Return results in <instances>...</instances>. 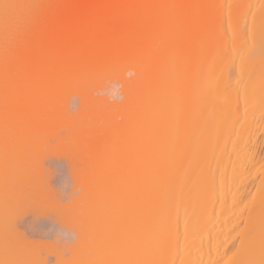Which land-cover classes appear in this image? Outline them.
<instances>
[{"label":"bare ground","instance_id":"1","mask_svg":"<svg viewBox=\"0 0 264 264\" xmlns=\"http://www.w3.org/2000/svg\"><path fill=\"white\" fill-rule=\"evenodd\" d=\"M222 1L224 3V0H0V15L12 14L7 9L15 7L13 11L15 13L10 15L12 22L7 26H0V31H6L4 32L6 36L12 37V39L5 37L7 41L5 43L4 34L3 38L0 36V42L3 41L0 43V100L8 103L4 106V111L10 112L17 120L21 119L20 121L31 116L30 114L40 118L42 112L35 108L40 104L39 97L48 101L56 86L66 80H78L94 70L125 62L137 70L138 76H144V95L148 101L145 110H150L146 115L142 111L144 118L140 114L145 120L144 126L147 125L145 128L147 131L141 130L143 123L138 122V120L142 122L138 115L135 124L142 125L138 126L139 129L136 128L133 120L135 128L138 132L147 133L151 140L157 141L161 137L163 141H167L169 136L174 134V142L168 139L175 144L173 148L185 149L182 153V148V150L176 148L179 152L173 150V153L172 147L167 149L170 143L166 142L168 145H165L164 149H167V151L165 149L167 154L164 152L161 155L157 154L162 150L159 149L161 145L156 144L159 145L158 149L151 145L154 151L148 149L147 155L142 151L145 156L150 155L149 158L138 156L140 158L138 160L143 158V162L147 160L144 163L137 160L139 166L136 164L133 168V171L136 168L137 171L130 174V177L127 174L128 180L124 177L126 180L122 181L121 178L122 185L120 180H116L117 184L119 182V185L126 189L128 186L125 185L132 186V192L129 191L130 194L127 193V196L124 194L126 197L132 194V200L129 197V202L134 203L131 210L128 209V212L125 210L131 219L129 223L126 221L127 219L129 221V218L123 213L126 206L131 207L124 201L126 199L122 200L126 202L123 211L119 210L123 207L118 210L123 213L120 216L125 215L127 218L122 216L121 222L126 219V225L131 223L129 226L136 228L135 231L138 229V232L131 230V227L122 222L125 227L121 225L118 227H122V232H125L124 229L127 227V233H124L125 237L122 236V232L120 233L122 239L119 242V236L117 240L111 236L112 231L109 230L112 243L104 238L102 240L115 248L113 252L117 255V245L126 244L125 248L122 246L124 249H121L126 250L129 248H126L128 245L133 255L131 256L127 249L124 252H128L130 257L123 254L129 259L123 256V251L117 255L120 258L124 257L120 259L113 252L114 256L108 257L109 251L103 250V256L106 257L102 258L101 264L106 260L111 261L110 263L116 260L118 264H126L123 262L125 259L129 261L127 264H215L226 256L228 259L223 264H264V170L250 196L248 194L251 185L247 187L249 171L244 170L245 165L252 167L259 156L256 155L258 144L254 146L256 143H252L254 145L251 144L250 147L248 143L252 139L255 141L253 136L257 135L256 130L261 126L260 117H264V3L259 6L264 0H258L257 6L253 5L255 3L252 0L253 7L250 0L245 2L236 0V3L233 0L232 6L229 5L226 10L223 9ZM231 9L233 10L230 11ZM223 10L230 12L224 15ZM27 11H36L42 17L27 19ZM25 20L27 21L24 22ZM224 21L228 24L230 21L231 26L234 24L233 31L230 25L227 26L231 28L230 30L227 28V33L232 31L228 33L229 38H224L228 36ZM258 53L263 54V61L256 65L258 60L255 62V58ZM231 55L238 56L236 63L235 56L232 59ZM223 56L227 58H222ZM228 60H233L235 64L228 63ZM219 61H225L220 64L222 67L219 66ZM224 63L228 64L230 69ZM231 75L236 79L234 82L231 81L233 78ZM174 103H177L176 108L175 105L172 106ZM140 109L141 107L138 108L139 112ZM175 110L180 111V117L178 116L180 119L175 117L178 114ZM28 112L30 113L26 115ZM256 113L262 114L260 117L256 115V119L260 118L258 122L254 118ZM173 116L178 122L174 123ZM175 124L180 126L177 127L179 130H175L180 132L179 138L176 136L179 132L173 133L174 130H171V125L174 129ZM263 126L264 124L261 129ZM183 130L185 135L189 134L188 130L191 131L194 144H197V148L194 146L196 149L191 148L194 144L190 145L188 141L192 136L187 134L188 140L185 141ZM95 134L100 139L109 136L107 134L110 133L105 132V135L104 132L95 131ZM140 135L142 137V134ZM145 136L143 138L146 140ZM183 136L184 141L188 142L193 151L195 150L191 153V161L189 155H184L186 152L189 154L191 150H186L189 146L186 148L187 143L183 142ZM140 138H137V143L143 141ZM150 139L148 142L152 143ZM177 140L185 144V148L182 143L178 144ZM141 142L137 145L141 146ZM143 142L142 147H145ZM138 146L135 148H139ZM99 148H102L101 143H98ZM168 151L172 153L168 154ZM151 152L156 153L154 155ZM165 154L168 155V160ZM182 154L185 159L187 158L184 160L188 164L184 163ZM179 161L183 162V166ZM209 164L211 170L207 166ZM190 166H193L191 174ZM162 167L170 169L166 168L165 171L166 169L163 170ZM181 167L185 172L179 171L182 170ZM194 170L197 176L193 174ZM197 170H201L200 174ZM179 172H182L181 175L187 174L190 178L186 175L179 176ZM124 191L125 188L121 193ZM243 200L248 209L245 215L240 216L242 210H238V205ZM178 204H181L180 211L177 209ZM184 206L188 207L187 209L192 208L190 209L192 211L188 213L189 210ZM182 207L187 213L184 210L181 212ZM164 208L169 213H166ZM161 212L166 213L163 215L166 220L163 218L160 223ZM120 216L119 220L122 219ZM155 218L159 219L156 223ZM153 221L155 225L160 223L161 228L157 229V225L156 227L151 224ZM119 222L115 221L116 227ZM167 222L173 225L169 227ZM164 225L167 229L163 227ZM145 226L146 230L149 228L152 230L146 232L143 230ZM110 227L108 228L111 230L115 229V226ZM50 228L53 229L51 226ZM139 228L142 229L139 231ZM176 228L185 231L182 238L178 237L180 229ZM170 230L174 231V235L172 237L168 235L166 239L164 234H169ZM22 232L15 231L14 236L25 243L27 239L24 240L25 235L21 234ZM230 233H233L231 237ZM41 237L43 239V234ZM236 238L238 239L236 246L230 248L231 242ZM156 240L159 245L156 244ZM30 243L40 245L45 241L36 240ZM147 243L153 248L148 247V253ZM158 246H163V249H159ZM141 247L146 248L144 250ZM137 248L140 252H137ZM93 249L91 251L95 254L96 250ZM143 250L145 252L142 256ZM100 254V256L88 254L94 258L93 261L88 257L90 262L93 261L89 264L99 263L98 260L95 263V259L101 257L102 253ZM141 258L146 261L142 262ZM84 260H88L86 264L89 262V259Z\"/></svg>","mask_w":264,"mask_h":264},{"label":"rangeland","instance_id":"2","mask_svg":"<svg viewBox=\"0 0 264 264\" xmlns=\"http://www.w3.org/2000/svg\"><path fill=\"white\" fill-rule=\"evenodd\" d=\"M239 2H241V0H239ZM243 2H245V0ZM250 2H251V7H253V5L257 6L259 4L258 0H254V2L250 0ZM250 2H248V4H250ZM252 2L255 4H253ZM232 3L233 0H224L223 9L226 10L229 5L232 6ZM263 3L264 2L262 1L259 6H261ZM14 8H15L14 6H11L8 7L7 10H10L13 14L15 13L13 12ZM225 10L222 11L223 14ZM232 10L233 9H231L230 11ZM230 11L227 12L229 13ZM27 12H28L26 13V17H28L27 19L32 20V18L42 17V15H40L36 11H27ZM227 12H225L224 15H226ZM12 14L0 15V26H4V25L7 26V24L11 23L12 20L10 18L12 17L10 15ZM26 21L27 20H25L24 22ZM224 24H226L225 30H226V34L228 35L230 31L227 33V28H228L227 26L230 25V27H232L234 24L232 23L231 26L230 21L229 24L227 23V21H224L223 25ZM233 29L234 27H232V31ZM1 32L2 31H0L1 38H3L2 35L4 34L3 40H5V37H11L8 35L6 36V34L4 33L6 31L2 33ZM226 37L229 38V35L225 36L224 38ZM1 42L3 41L1 40ZM5 43H7V41ZM226 54H228V52ZM227 56L226 57L223 56L222 58H227ZM234 56H232V59ZM258 57L259 59H257ZM237 58L238 56H235L234 58L235 63L237 62ZM256 60L258 61L256 62ZM225 61L227 62V60ZM232 61L233 60L230 61L228 60V63L229 62L230 64L234 63V61L233 62ZM262 61H263L262 53H258L257 57L255 58L256 63L253 60V62L256 65L261 63ZM223 62L219 61L218 64L220 67H222L220 64ZM225 66L228 67L229 65L226 64ZM231 76H230V78H232L231 81L234 82L233 80L236 79L233 75ZM144 81H145L144 76L142 75L138 76L137 70L132 68L131 66H129V64L125 62H120L114 64L113 66L97 69L86 74V76L81 79L78 80L68 79L66 80V82L56 86L51 99L48 101H45L44 99L39 97L40 104L35 108H38L36 110H40V113L42 112L41 117L39 118L36 116H32V114H30L31 116L28 117L25 116L26 119L23 118L24 120L22 119V121H20L21 119L17 120L10 112L4 111V106L8 105V103H5L4 101L0 100V264H29V263L30 264L32 263L33 264H37V263L38 264H44V263L45 264H77V262L82 264L81 263L82 261H84L83 264H86L88 260L85 261L84 260L85 258L89 259V262L87 263L89 264L94 261V258L92 259V256L96 255L99 250H101V252L99 251L98 253L99 256L101 255L100 253H102L103 256L104 254L103 250L109 251V253L106 252V254L108 253V257L109 255H112V252L114 251L115 248H113L112 245L109 243L111 242L110 239L112 240L111 236H114L117 239V237L121 235L120 233L123 231V230L121 231V228L124 226V224L125 225L127 224L125 223L126 221L129 223L131 220L129 215H127L126 213L128 212V209L131 210L133 208L131 205L134 204V203L130 204L129 202L130 199L129 197H131L130 200H132V194L126 197L129 191L132 192L131 191L132 186H130L131 184H129L128 182L127 183L123 182L124 184H129V185H125L128 186L126 189V187L120 186L119 182L117 184L116 180L117 179L120 180L121 178L122 181L126 180L124 177H126L127 174L130 177V174H133L135 170L137 171V168L134 169V171L133 168L136 167V164H138L139 166V163H136L139 158L138 156L140 157L144 156L145 158L150 156V155L145 156V154L142 151H145L147 155V151L154 148V147L152 148L151 145L156 146L157 143H159V145L161 146L163 145L162 146L163 148H161V146L159 148V145L156 146L157 148L155 147L156 149L158 148L162 149L160 150V152L157 150L158 151L157 154H161V155H163L164 152L166 153L167 149L169 150L170 147H172L171 151L175 150L176 153H178L181 148L183 149V147L181 148L176 147L177 149L180 148L177 151L176 148L175 149L173 148L175 147L174 146L175 144L173 145V143L171 142H174L173 141L174 134L170 135L169 133L170 131L168 133L171 136V137L169 136V138L172 140L171 142L168 141L169 138L167 139V141L166 140L163 141L164 139L162 140V137L161 139L159 138L162 142L159 139L158 141L157 139L151 140L150 138H148L149 136L147 137L148 135L147 133L142 132L143 129L147 127L146 125L147 121L145 124L146 126H144L145 120L142 119L140 116L143 114V112L145 113V115L150 112V110L148 111L147 108H146L147 110H145V106L147 107L148 101H146V97L144 95ZM175 104L177 103H174L172 106H174ZM44 106L46 107V109H43ZM140 107H141L140 109L141 112H139L138 110V108ZM177 107L180 108V106L178 105ZM147 111L148 113H146ZM176 112H178V110ZM179 112L178 114L176 113L177 115L175 116L177 117V119H180ZM29 113L30 112H28L26 115H28ZM137 115L139 116L138 119H142V122L141 120L137 119L138 122L143 123V125L141 124L142 126L140 125L142 131L139 130L142 133L138 132L140 126L138 125L139 126L138 127L135 124V122H137L135 121ZM145 115H142V117L144 118ZM256 115H258L259 117L262 116V114L256 113L254 116L255 119H256ZM147 116L145 117L146 120H148ZM259 117H257L256 120L258 122V120L261 118L259 120L261 122L260 124L259 123L258 124L262 126V124H264L263 123L264 117L263 116L260 118ZM173 119H174V123L178 122L177 119L174 118V116ZM133 120H134V124L137 127L133 124ZM180 121L181 120H179V122ZM239 122L240 121H238V123ZM172 125H171V130H174V132L173 131L172 132L178 133L179 131H175V130L176 129L179 130L178 128L180 126L178 127L175 124L176 127H174L175 126L174 125L173 126L174 129H172ZM261 126L259 127L260 129ZM135 127L138 129H136ZM259 128L256 130V132H258L257 135L254 134L253 136L255 141L253 142V139L251 137L252 139L250 141L251 143L250 142H249L250 144L248 143V146L250 145V147L252 143H256L255 145L252 144L254 146L258 144L256 146L257 147L256 152L259 154L256 153V155L257 156L259 155L258 157L260 158L259 159L257 157L258 161L256 160V163L254 162L253 163L254 165L252 164V167L250 165L251 169L250 167H248V165H245L244 168L246 172L249 171V174H247V187L250 185L251 187L248 196H250L251 192L255 189L256 182L258 181V179H260L262 171L264 170L263 167L264 166V141H263L264 126L263 129H261V131ZM95 131L104 132V134L105 132H109L110 134H107L109 136L102 137L99 139L98 135L96 136V134L99 133L95 134ZM144 131L147 130L145 129ZM182 132H184V130ZM188 132L189 134L187 133L186 130V133L192 136L191 138L189 137V140L187 139L188 136H186L187 134L185 135V132L184 134L182 133L181 134L186 136V140L184 139V136L182 139L185 144L187 143L186 148L187 145L189 146V149L186 150L188 151L191 150L189 154L188 152H186L187 154L184 153V155H189L188 158H190V160L189 159L188 160L191 161V157H190L192 156L191 153L195 151V150L193 151V149L197 146V144L196 145L194 144L195 140L192 139L193 135H191L190 133L191 131L188 130ZM168 133L166 135H168ZM139 134H142V137L141 135L139 136ZM144 134L147 135L145 136ZM179 134L180 132L176 134L178 138H179L178 136ZM182 135L180 136L182 137ZM144 136L145 138L147 137L148 139H150L152 143H150V141L148 142L147 138L145 140L143 138ZM93 137H95L96 139ZM177 137L176 139H178ZM137 138L138 139L140 138L144 141L142 142L145 143V147H142L144 144L142 145L141 140H140L141 146L140 144L139 146L137 145L138 143H140V142L137 143L138 140ZM257 138L259 141L257 140ZM190 139L192 140V142ZM179 140H181V138ZM179 140H177V142ZM184 140L190 141L189 142L190 145L194 144L191 147L193 149H191L188 142H185ZM146 141L149 144L146 143ZM261 141L262 143H259ZM166 142L170 144L168 145ZM98 143H101L102 148L98 149ZM180 143L182 142L179 141L178 144ZM185 144H183L184 148H185ZM165 145L166 146L168 145L167 149L165 148L166 151L164 149ZM135 146L136 147L138 146L139 148L141 147L142 149L141 150L139 148L136 149ZM183 150L182 153L185 152V149ZM151 151H154V149ZM149 153L150 152H148V154ZM151 153L155 155L156 152H151ZM171 153H169L168 151V154ZM166 154L164 156H166ZM177 155L178 154H176V156ZM184 155L182 154L181 157H183ZM167 156L166 159L168 160ZM184 159L185 158L183 157V160ZM142 160H138V161L141 162ZM185 160H187V158ZM185 160L184 163L188 164V162ZM179 162H180L179 164L181 165L183 164V162L182 163L181 161ZM207 166L209 167V170H211L210 169L211 164ZM186 167L188 169L189 165ZM190 167L191 170L189 168V174H191L190 172L193 171L192 169L193 166ZM166 168L167 167L163 168V170ZM168 168L170 169V167ZM181 168L182 170L180 169L179 171H184L183 167ZM167 169L165 171H167ZM195 169H199V168H195ZM187 171L186 173H188ZM200 171L201 170L198 171L199 174ZM194 172L195 173L193 174L197 176L195 170ZM179 173H180L179 176L186 175L188 177L187 174L181 175L182 172ZM115 184L117 185L114 186ZM120 184L122 185V182ZM117 187L121 189H116ZM123 188H125L126 191H124V193H121L123 192ZM125 193L126 196L124 195ZM122 200L127 201L131 207L126 206L124 209L123 206L126 205V204L124 205V203L126 202ZM121 203H123V205H121ZM239 203H240L238 205L239 209L237 207L236 208L238 210H242L241 212L242 214H240V216L245 215L248 209L246 202L245 200H243ZM118 204H120L121 206L119 205L118 207ZM189 204L190 203H188V205ZM179 205L181 204H178L177 209H179L180 211L181 207H179ZM189 206L193 207V205L191 204ZM185 207L186 206H184V208ZM118 208H120L119 210L122 209V211L124 209L123 213H125L126 212L125 210L127 209V212L125 214L127 218H129V221L125 215H122L127 219L126 220L124 218L126 221L125 220L122 221L124 224L121 222L123 218L122 216H120L123 213L119 212ZM184 208L182 207L181 212H183ZM187 208L188 207H186V209ZM164 209L166 213L167 212L169 213V211L166 208ZM186 209L184 211H186ZM190 209H187L189 210L188 213L192 211V210L190 211ZM162 211L164 212V210ZM129 213L131 214V212ZM166 213L163 214L161 212L159 217L162 218L160 220L159 219L156 220L157 218L156 217L155 223L158 220L161 223V220H163ZM111 215L113 216L115 215L114 216L115 218ZM119 216L122 219L119 220L118 219ZM164 219L166 220V217ZM117 220L120 221L122 224H120L119 222V224L116 227L115 221L117 222ZM153 223L154 221L151 224ZM160 223L156 224L158 227L155 224L153 225L156 226L157 229H159L161 228L159 226ZM119 225H121L122 227H118ZM129 225H131V223ZM169 225H173V224L168 223V226ZM50 226L53 229H51ZM110 226L111 227L115 226L114 227L115 229L112 230L109 229L108 227ZM129 227L128 229L130 230ZM163 227H166L167 229V226L164 225ZM146 228H147L146 226L145 229L143 227V230H145L146 232L147 231L149 232L150 231L149 229H151L149 228L146 230ZM134 229L136 228L131 227V230ZM141 229L142 228H139V231ZM168 229L172 230V228H168ZM177 229L181 230V232H179L180 230H178L179 233L178 237L182 238L185 231L182 228H176V230ZM18 230L20 232L23 231L21 234L25 235L26 238L24 237V240L27 239L25 240V243L24 241L21 242L22 241L21 239H20L21 241H19V239L18 240L15 239L14 232L15 231L18 232ZM109 230L112 231L111 236H109L110 235ZM173 230L175 231V233H177L175 229ZM124 231L125 232L127 231V227L126 230L124 229ZM174 231L169 232V234L167 233L166 234L163 233V234L165 235V238L168 235L172 237L174 235L173 234ZM125 232H122L123 233L122 236H124ZM135 232H138V229ZM162 232L164 231L162 230ZM106 233L108 234V236ZM170 233L172 234L170 235ZM42 234H43V239L41 237ZM232 234L230 233L229 237H231ZM102 238L106 239L107 241L109 240V242L106 243L104 239L103 240L105 242H103ZM119 238H120L119 239L120 242L122 238L120 236ZM99 239H101L102 241ZM36 240H43L45 241V243L44 244L42 243L40 245H36L37 242H35L36 244L30 243V241L34 242ZM237 240L238 239L236 238L231 242L232 246L230 245V248L236 246ZM27 241H29V243ZM156 241H157L156 244H158V240ZM113 243L115 244L114 241ZM116 245H117V241H116ZM125 245L126 244L121 246L120 244L119 246L117 245L116 247V249H118L117 252L119 253L123 251L122 249L125 248ZM150 245H148L147 248ZM110 246L112 247V249ZM122 246H124V248H122ZM127 247L130 248V246L128 245L126 246V248ZM158 247L159 249H161L163 246L161 247L158 246ZM92 248H94L96 251L99 248V250L96 252L93 249L95 251L94 254V252L91 251ZM129 248L127 249L129 250ZM141 248L144 249L146 247H141ZM147 248H146V252L148 253L147 250H149V248L152 247H149L148 249ZM110 249L112 250L111 252ZM131 250L133 249L131 248ZM144 250L143 253L141 254L142 256L145 252ZM124 251L122 252V254L125 253ZM137 252H140V250L138 249ZM127 253H125V255H128ZM129 253L131 255V253L133 252L129 250ZM88 254L92 256L90 257ZM113 254L116 257H118L114 252ZM125 255L123 254L124 257ZM146 255L147 254H145V256ZM102 256L99 257L100 259L99 258L95 259V263H97L96 261L98 260L100 262L97 264H101L102 258L106 257V256L103 257ZM112 256H110V259ZM138 256L137 258H139ZM88 257H90L93 261L91 260L92 262H90V258ZM124 257L123 258L118 257V258L124 259ZM227 259L228 256L223 257L222 259L218 260L219 262L217 261L218 263L216 262L215 264H223L225 260L227 261ZM144 260L142 259L141 261L143 262ZM41 261L43 263H41ZM106 261L102 263L103 264L117 263L116 260L112 263H110L111 261L110 262H106ZM117 261L119 262V260ZM123 262H126L127 264V262L129 261H126L125 259Z\"/></svg>","mask_w":264,"mask_h":264}]
</instances>
